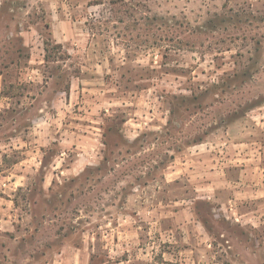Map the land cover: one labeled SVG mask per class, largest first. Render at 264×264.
Here are the masks:
<instances>
[{"label": "rangeland", "instance_id": "374dc122", "mask_svg": "<svg viewBox=\"0 0 264 264\" xmlns=\"http://www.w3.org/2000/svg\"><path fill=\"white\" fill-rule=\"evenodd\" d=\"M263 116L264 0H0V264H264Z\"/></svg>", "mask_w": 264, "mask_h": 264}, {"label": "crops", "instance_id": "0c3cea01", "mask_svg": "<svg viewBox=\"0 0 264 264\" xmlns=\"http://www.w3.org/2000/svg\"><path fill=\"white\" fill-rule=\"evenodd\" d=\"M262 123L264 125V119ZM240 168L242 173L243 171H248V173L250 174L249 168L247 169H243V167ZM248 179L251 180V183H248L249 185H251V192L248 193L243 192L242 191L244 189L243 188L242 190L239 191L238 195H240L239 197L241 196L248 197L251 195V225L254 228H258V226H260L261 221H264V141H256L254 138H251V178ZM241 181L243 180L241 179ZM241 181L240 179L237 180L239 184ZM238 212L240 217H243L245 215V212L243 211H238ZM186 227H188V225L184 224L183 229H186ZM75 248L77 250H80L79 247H75ZM58 254H61V260L63 262L66 257L65 256L66 254L64 253L63 250ZM90 260L91 259L89 258L87 264H90ZM129 261L130 259L126 258L125 260L119 262L108 261V264H122L125 262L128 263ZM72 264H82L80 263V257L79 260L76 261L73 256Z\"/></svg>", "mask_w": 264, "mask_h": 264}, {"label": "trees", "instance_id": "16d2710c", "mask_svg": "<svg viewBox=\"0 0 264 264\" xmlns=\"http://www.w3.org/2000/svg\"><path fill=\"white\" fill-rule=\"evenodd\" d=\"M45 58H46V60L50 59V57H49V55H48V46H47V48H46V55H45Z\"/></svg>", "mask_w": 264, "mask_h": 264}]
</instances>
